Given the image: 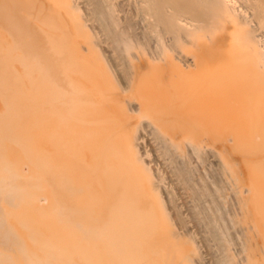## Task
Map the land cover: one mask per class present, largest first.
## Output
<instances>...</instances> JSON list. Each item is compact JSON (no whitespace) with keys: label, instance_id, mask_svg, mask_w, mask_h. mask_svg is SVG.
<instances>
[{"label":"bare ground","instance_id":"obj_1","mask_svg":"<svg viewBox=\"0 0 264 264\" xmlns=\"http://www.w3.org/2000/svg\"><path fill=\"white\" fill-rule=\"evenodd\" d=\"M0 264H264V0H0Z\"/></svg>","mask_w":264,"mask_h":264}]
</instances>
